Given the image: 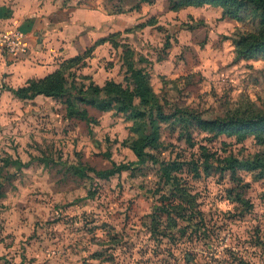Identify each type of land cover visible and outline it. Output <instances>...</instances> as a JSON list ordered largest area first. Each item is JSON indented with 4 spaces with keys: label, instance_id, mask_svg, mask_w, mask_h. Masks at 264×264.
<instances>
[{
    "label": "rangeland",
    "instance_id": "obj_1",
    "mask_svg": "<svg viewBox=\"0 0 264 264\" xmlns=\"http://www.w3.org/2000/svg\"><path fill=\"white\" fill-rule=\"evenodd\" d=\"M67 1L106 15L95 35L102 43L81 53L73 48L56 62L53 71L79 56L64 71L67 80L56 81L67 93L17 97L11 89L38 78L21 81L0 69V264H264V176L247 166L264 150V125L239 138L186 121L159 122L157 142L138 163L133 147L150 128L103 93L113 81L132 94L133 64L147 71L152 97L166 113H264V47L251 46L264 37L258 11L241 10L233 19L216 2ZM94 88L102 89L95 104L74 114L72 96ZM230 156L237 182L224 168ZM161 162L181 165L173 175L194 202L182 215L173 208L169 218L161 214L152 235L151 212L176 203L161 199L170 188ZM119 164L127 168L107 178L72 167Z\"/></svg>",
    "mask_w": 264,
    "mask_h": 264
},
{
    "label": "trees",
    "instance_id": "obj_2",
    "mask_svg": "<svg viewBox=\"0 0 264 264\" xmlns=\"http://www.w3.org/2000/svg\"><path fill=\"white\" fill-rule=\"evenodd\" d=\"M141 1L148 2L149 0ZM178 2L184 6H198L205 3L212 4L216 2L223 5L225 13L233 19L238 17V12L241 10L246 11L248 9H252L258 11L260 14L261 23L263 25V28H261V33L264 36V0H179ZM102 41L103 39L96 40L91 46L99 45L102 43ZM251 46L252 49L264 47V37L262 39L256 40V42L252 43ZM78 58L79 56L77 55V57L68 59L66 63H62L61 69L52 71L44 77L38 78L36 80L31 79L28 81L25 87L11 90L17 97L24 99H31L40 94L52 97L63 96L67 92H65L62 88V85L56 81L59 78H61L62 82L67 80V78L63 76L64 71L72 66V63H75ZM128 72L130 73V79H133L135 86V91L132 92V94H129L126 90L122 89L119 85H116L113 81L106 82L104 90L105 92L103 93L106 95L104 96L106 101H114L119 103V110L121 112L128 114V116L132 118L143 116L146 125L149 126L150 131L145 137V140L133 147V151L137 157L138 163L146 162L147 156L150 154L146 151V149L154 146V143L157 142V136L159 134V122H175L181 124V122L186 121L187 126H190V124H198L204 129L210 131L214 130L216 133L236 135L239 138L254 134L252 131L255 130L256 127L264 125V113H255L250 116L231 114L224 117L215 116L212 118H203L200 117L199 114L182 108H175L172 112L166 113L160 104L152 97L153 90L149 82V74L147 71L141 67H134L132 64L129 66ZM91 92V95H85L86 93L81 91L78 93V95L72 96L74 105L71 106V109L74 114H80L81 116L86 115V111L81 105L86 103L95 104V98L100 96L102 89L94 88L91 90ZM134 96L139 97V104L142 106L135 104L133 99ZM182 131H184V129H182ZM187 140H190V136H187ZM199 148L201 150V154L207 156L208 152L206 148L203 146ZM223 162L225 164L224 168L230 170L231 179L233 182H237L239 179V177L236 175L237 159L230 156L224 158ZM160 166L166 176V179L168 180L167 183L170 186L168 195H163L161 199H171L176 201V203H166L165 205L162 203L160 208L157 207V210L154 209L151 212V221L148 225V230L152 235H156L158 232L157 230H159L161 214L166 215L169 218L172 213L171 209L173 208L176 210L173 212L174 214L181 211L179 214L182 215L184 210L187 212L189 206L194 202V195L189 193L186 183L180 182L176 175H173V172L179 170L181 165L177 162H161ZM247 166L248 169L252 172H255V175L258 177L264 176V150L262 154H254V156L247 162ZM19 167L21 166L19 165ZM72 167L78 172L84 174H86V170L91 171L94 175L100 178H107L114 173L127 168V166L123 164L113 165L111 168L103 170H97L93 167H85V165H77Z\"/></svg>",
    "mask_w": 264,
    "mask_h": 264
},
{
    "label": "crops",
    "instance_id": "obj_3",
    "mask_svg": "<svg viewBox=\"0 0 264 264\" xmlns=\"http://www.w3.org/2000/svg\"><path fill=\"white\" fill-rule=\"evenodd\" d=\"M105 23L100 9L73 7L67 0H0V28L19 29L28 45L12 62L0 53V69L21 81L44 77L64 53L73 48L81 53L93 44Z\"/></svg>",
    "mask_w": 264,
    "mask_h": 264
},
{
    "label": "built area",
    "instance_id": "obj_4",
    "mask_svg": "<svg viewBox=\"0 0 264 264\" xmlns=\"http://www.w3.org/2000/svg\"><path fill=\"white\" fill-rule=\"evenodd\" d=\"M27 51L28 45L22 31L8 27L0 28V52L20 56L25 55Z\"/></svg>",
    "mask_w": 264,
    "mask_h": 264
}]
</instances>
